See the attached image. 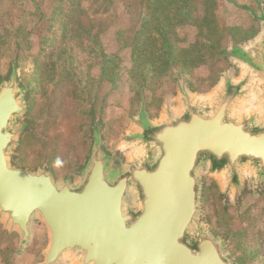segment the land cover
<instances>
[{
    "label": "water",
    "instance_id": "obj_1",
    "mask_svg": "<svg viewBox=\"0 0 264 264\" xmlns=\"http://www.w3.org/2000/svg\"><path fill=\"white\" fill-rule=\"evenodd\" d=\"M259 32L224 52L239 69L221 73L207 92L177 78V97L164 94L160 113L143 101L120 145L109 150L104 123L92 113L91 145L74 176L57 178L46 162L19 164L30 90L16 56L0 76V219L30 244L32 223L48 227L36 264H239L228 236L207 220V178L224 202H240L249 184L264 188V6ZM243 104L235 109L236 101ZM245 103L259 106L244 111Z\"/></svg>",
    "mask_w": 264,
    "mask_h": 264
},
{
    "label": "rangeland",
    "instance_id": "obj_2",
    "mask_svg": "<svg viewBox=\"0 0 264 264\" xmlns=\"http://www.w3.org/2000/svg\"><path fill=\"white\" fill-rule=\"evenodd\" d=\"M217 2L223 49L259 32L253 12L264 0ZM144 11L133 0H0V76L17 56L30 90L29 117L36 121L23 136L19 164L33 168L46 162L59 178L74 176L89 152L92 113L103 120L107 147L114 150L143 101L156 116L164 94L176 100L177 78L186 77L193 91L207 92L226 69L234 67L239 74L224 53H206L205 61L187 72L177 63L151 83L138 85L131 39ZM78 20L86 25L76 26L75 36L65 32L64 25ZM178 35L186 46L206 39L194 24L179 27ZM245 104L244 111L251 110L259 120V106ZM205 210L216 233L229 237V250L239 264H264V188L249 184L240 202H224L217 181L208 177ZM46 236L41 227L36 245L19 253L17 234L0 231V239L10 242L5 263L34 264L32 257L40 262Z\"/></svg>",
    "mask_w": 264,
    "mask_h": 264
},
{
    "label": "trees",
    "instance_id": "obj_3",
    "mask_svg": "<svg viewBox=\"0 0 264 264\" xmlns=\"http://www.w3.org/2000/svg\"><path fill=\"white\" fill-rule=\"evenodd\" d=\"M111 1V0H110ZM145 7L139 26L131 39L134 76L138 85L145 86L169 67L181 64V72L205 61L206 53L217 57L223 49L222 34L216 15L218 0H133ZM73 11L71 8L69 12ZM67 27L70 22L66 21ZM194 24L206 38L193 44H181L178 28ZM86 23L76 21L65 32L76 35V26ZM112 62V60H111ZM117 64L115 65V68ZM116 70V69H115ZM118 73V72H117ZM116 74V73H115Z\"/></svg>",
    "mask_w": 264,
    "mask_h": 264
},
{
    "label": "flooded vegetation",
    "instance_id": "obj_4",
    "mask_svg": "<svg viewBox=\"0 0 264 264\" xmlns=\"http://www.w3.org/2000/svg\"><path fill=\"white\" fill-rule=\"evenodd\" d=\"M237 103H236V106H235V109H242L243 107V104L241 102V106H240V100H235ZM163 102H164V99H163ZM238 104V105H237ZM163 105V104H162ZM46 166L47 167H51L53 168L52 166H50L48 163H46ZM55 174L57 175V178L58 179H61L59 178L58 176V173H57V170L55 168H53ZM38 220V221H37ZM38 223V224H37ZM5 224H4V220L3 219H0V231H6L7 233H10V232H15L17 234V237H18V241H17V248L20 246V243H21V239H22V235H21V232L18 230V229H12V230H8V229H5ZM41 227L43 228V231L46 233V244H45V247L44 249L46 248V246L48 245V241H49V237H48V227L46 225V223L41 219V218H35L34 219V222L32 223V231H33V235H32V238H31V242L30 244L25 248V250L29 249L31 246L33 245H36L35 244V238H36V235L37 233H39ZM10 247V242L9 241H2V239H0V253H1V256H0V264H6L5 263V255H7V252H8V249ZM24 250V252H25ZM44 259V256L42 254V257L40 260H43ZM31 260L33 261V263L35 264V260H34V257L31 258Z\"/></svg>",
    "mask_w": 264,
    "mask_h": 264
},
{
    "label": "bare ground",
    "instance_id": "obj_5",
    "mask_svg": "<svg viewBox=\"0 0 264 264\" xmlns=\"http://www.w3.org/2000/svg\"><path fill=\"white\" fill-rule=\"evenodd\" d=\"M238 105V104H237Z\"/></svg>",
    "mask_w": 264,
    "mask_h": 264
}]
</instances>
